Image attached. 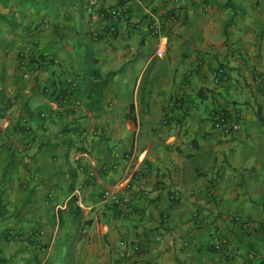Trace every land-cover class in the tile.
<instances>
[{
	"label": "crops",
	"instance_id": "1",
	"mask_svg": "<svg viewBox=\"0 0 264 264\" xmlns=\"http://www.w3.org/2000/svg\"><path fill=\"white\" fill-rule=\"evenodd\" d=\"M227 2L0 0V264H264V0ZM30 44L51 64L24 79ZM220 109L242 128L217 131Z\"/></svg>",
	"mask_w": 264,
	"mask_h": 264
},
{
	"label": "built area",
	"instance_id": "2",
	"mask_svg": "<svg viewBox=\"0 0 264 264\" xmlns=\"http://www.w3.org/2000/svg\"><path fill=\"white\" fill-rule=\"evenodd\" d=\"M148 13L150 17L149 21H150V28L152 34L154 35L160 34L165 22L164 17L158 12H154V10L152 9L148 10ZM108 16H109L110 24H109V31L107 32V34L109 33L113 34L116 32L119 22L123 20H127L130 17V12L126 7H116L113 8L108 13ZM91 34L94 39H99L102 36V33L99 31H93ZM28 50H31L30 54L27 55L26 57L24 56L20 62V66L21 69L23 70L25 78L30 77L31 73L33 72L28 69V66L33 58L35 61H37L40 64L48 61V60H44L43 57L36 50L32 49V47H29ZM164 52H165L164 48H162L159 45V47L157 48V54L159 56H163ZM239 53L241 52L239 51ZM227 79H228L227 67H225L224 65L217 66L214 72L215 82L222 83ZM253 82L254 85L261 86L264 88V70L256 72ZM66 85L67 87L65 88H62L61 86L59 87L60 93L66 92V95L63 96L65 100L69 99L71 93L77 88V82L76 80L69 78L66 80ZM181 102L182 101H173L172 104L175 105ZM213 119H214L213 120L214 128L217 131H220L224 134H230L232 132L239 131L242 128V124H243L242 116L240 115V113L232 111L231 109L215 110L213 113ZM114 157L115 158H114L113 167H118L119 162L122 159L133 161V155L131 153L121 154L119 152H116ZM103 169L105 172L110 171V167L107 165H104ZM149 171H150L149 165L143 163L136 169V173L140 175L141 174L143 175L144 173L147 174L149 173ZM127 186L128 184L126 185V187ZM103 198L105 201L111 203L112 205H118L121 207L125 206V198L122 193V190L119 188L104 191ZM174 198H177V196H175ZM211 237H212V245L214 248V252L216 254L224 255L229 253L228 252L229 239L224 233L222 228L214 227L211 230ZM156 239L160 240V237H156ZM143 264H157V262L150 261V262H145Z\"/></svg>",
	"mask_w": 264,
	"mask_h": 264
},
{
	"label": "rangeland",
	"instance_id": "3",
	"mask_svg": "<svg viewBox=\"0 0 264 264\" xmlns=\"http://www.w3.org/2000/svg\"><path fill=\"white\" fill-rule=\"evenodd\" d=\"M29 47H32V49L36 50L42 57L44 60H48L47 62L45 63H38L37 61L34 60V58L31 60L29 66H28V69L30 71H33L30 75V77L28 78H25L24 76V73H23V70L21 69V66H20V62H21V59L27 55L30 54V51L31 50H28ZM40 64V65H39ZM51 64V57L50 56H47V55H44L41 53V51L39 49H37V47H35L34 45H25L23 50L21 51V55L19 56V67H20V70L22 72V76L24 79H30L36 72L40 71L41 69L45 68V67H48L49 65ZM45 86V85H44ZM46 88H48L50 90L51 88V82L49 83V86L46 84Z\"/></svg>",
	"mask_w": 264,
	"mask_h": 264
},
{
	"label": "trees",
	"instance_id": "4",
	"mask_svg": "<svg viewBox=\"0 0 264 264\" xmlns=\"http://www.w3.org/2000/svg\"><path fill=\"white\" fill-rule=\"evenodd\" d=\"M224 6H226V7H232L233 6V4H232V0H228V2L224 5ZM64 96V95H63ZM214 249V248H213ZM246 264H252L251 262H247Z\"/></svg>",
	"mask_w": 264,
	"mask_h": 264
}]
</instances>
